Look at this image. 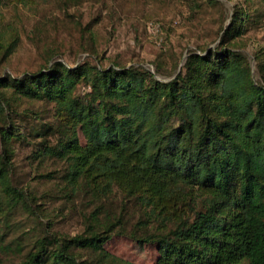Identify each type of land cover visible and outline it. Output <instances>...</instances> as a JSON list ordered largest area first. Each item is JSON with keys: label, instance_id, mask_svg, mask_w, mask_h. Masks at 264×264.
I'll return each instance as SVG.
<instances>
[{"label": "trees", "instance_id": "obj_1", "mask_svg": "<svg viewBox=\"0 0 264 264\" xmlns=\"http://www.w3.org/2000/svg\"><path fill=\"white\" fill-rule=\"evenodd\" d=\"M232 21L223 32L230 36L239 30ZM236 54L223 47L190 52L168 81L142 67L61 62L0 75L1 209L30 205L10 180L11 144L22 139L6 98L10 87L55 103L56 142L40 144L39 153L64 164L71 192L99 200L116 188L139 199L153 221L172 222L164 232L132 235L157 245L156 264H264V86L237 68ZM80 82L90 88L84 100L74 95ZM45 133L47 127L35 132ZM88 230L54 240L51 251L41 239L20 264H43L46 255L52 264H82L76 250L97 252L101 264H131L105 253L109 228Z\"/></svg>", "mask_w": 264, "mask_h": 264}, {"label": "rangeland", "instance_id": "obj_2", "mask_svg": "<svg viewBox=\"0 0 264 264\" xmlns=\"http://www.w3.org/2000/svg\"><path fill=\"white\" fill-rule=\"evenodd\" d=\"M234 19L239 30L232 36L223 33ZM218 47L234 50L237 68L264 86V0H0V75L5 77L61 62L70 68L142 67L168 81L190 52ZM7 48L11 53L4 55ZM6 91L22 134L11 144L10 180L30 195V205L0 207V264H20L41 239L51 251L54 240L87 234L89 227L110 229L103 244L107 255L131 264H156L157 245L139 243L132 235L164 232L172 222L153 221L139 199L116 188L99 200L71 192L62 179L64 164L39 153L40 144L56 142L55 103L22 97L10 87ZM88 92L80 82L74 95L84 100ZM46 127L43 137L35 134ZM1 188L0 203L5 199ZM203 202L197 198V207ZM76 252L82 264H101L97 252ZM47 256L43 264H52Z\"/></svg>", "mask_w": 264, "mask_h": 264}]
</instances>
